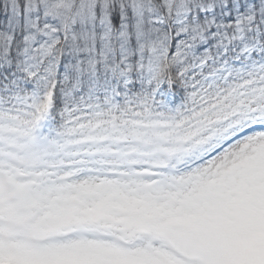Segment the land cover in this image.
Returning a JSON list of instances; mask_svg holds the SVG:
<instances>
[{"label":"snow or ice","instance_id":"1","mask_svg":"<svg viewBox=\"0 0 264 264\" xmlns=\"http://www.w3.org/2000/svg\"><path fill=\"white\" fill-rule=\"evenodd\" d=\"M0 264H264V0H0Z\"/></svg>","mask_w":264,"mask_h":264}]
</instances>
